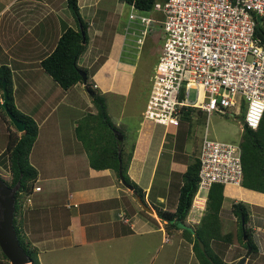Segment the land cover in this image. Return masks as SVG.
Here are the masks:
<instances>
[{"label": "crops", "instance_id": "0c3cea01", "mask_svg": "<svg viewBox=\"0 0 264 264\" xmlns=\"http://www.w3.org/2000/svg\"><path fill=\"white\" fill-rule=\"evenodd\" d=\"M92 1L86 0L89 2L86 5L78 0L80 11L81 8L87 10V16L97 4ZM67 9L69 10L66 0H0V71L7 68L11 72L15 106L38 124V135L29 155L30 163L38 172V178L28 196L30 203L17 215L21 233L38 250L41 264L42 254H47V264H67L72 260H88L90 264L100 251L98 257L106 256L110 261L111 250L116 249L119 243L130 247L132 238L136 236L145 240L138 244V249L141 248L144 257H149L153 250L151 237L158 233L163 236V243L172 240L178 243L175 254L173 253L176 259L180 253L184 254L186 246L189 257L195 259L193 243L183 237L182 229L167 232L166 221L158 217L155 209L159 207L175 210L182 176L190 164L186 157L189 150L183 147L176 150V144L166 147L164 136L156 144L152 139L156 124L143 120L142 111L139 114L138 111L134 113L137 115V122H133L138 133L132 143V124H127L132 122V107L126 103L132 91V47L126 46L122 49V42L118 59L106 55L96 69L98 81L95 84L98 85L96 89L100 94L124 96L119 119L125 126L124 133L121 132L123 148L125 152H133L128 174L143 190L145 202L154 209L153 214L147 212L149 216L141 212V205H138L141 206L138 209L134 191L123 185L114 169H95L90 165L86 151L88 149L84 145L86 142L82 138L85 139L88 128L91 130L92 126H86L85 122H94L89 114H96L97 108L86 84L79 82L64 90L38 65L54 50L64 29L63 21L76 28L74 17V22L62 19ZM83 58H80L79 64L90 68L83 65ZM3 100L4 89L0 87L1 105ZM105 102L110 105L112 99ZM8 119L0 113V141L3 138L0 150H6L5 135L14 132ZM81 120L84 135L78 132ZM125 120L127 123H124ZM66 147L72 150L68 154L64 153ZM71 152L75 154L71 155ZM2 168L4 167L0 164V169ZM36 186L41 187L40 190H35ZM172 188L175 189L177 199L175 193L171 195ZM203 199L200 200L201 203ZM238 201H243L250 207V222L254 226L250 222L248 226L252 230L251 238H256L255 241L252 240L258 252L253 264H264V217L260 211L261 208L264 209V193L242 185L225 186L223 209L230 210L232 204ZM197 202L183 224L190 230L200 224L207 210V202L204 203L205 209L202 211L196 209ZM220 217L223 228V214ZM228 218L230 221L237 219L233 214ZM233 233L237 241L233 239L228 250L235 248V255L231 260L226 256L223 258L226 263L232 264L244 256L241 253L244 247L238 238V226ZM130 248L128 251L131 253ZM69 252L76 256L66 257ZM87 257L90 259H86ZM134 258L136 259L132 264H138L137 256ZM4 261L0 256V264Z\"/></svg>", "mask_w": 264, "mask_h": 264}, {"label": "built area", "instance_id": "2783aa9c", "mask_svg": "<svg viewBox=\"0 0 264 264\" xmlns=\"http://www.w3.org/2000/svg\"><path fill=\"white\" fill-rule=\"evenodd\" d=\"M136 1L124 0L123 47L141 50L153 25L163 30L143 120L169 127L194 107L257 129L264 116V35L256 28L264 26V0H155L149 9ZM241 154L239 143L212 138L206 127L194 204L200 191L206 197L196 209H205L213 184H242Z\"/></svg>", "mask_w": 264, "mask_h": 264}, {"label": "trees", "instance_id": "16d2710c", "mask_svg": "<svg viewBox=\"0 0 264 264\" xmlns=\"http://www.w3.org/2000/svg\"><path fill=\"white\" fill-rule=\"evenodd\" d=\"M66 1L77 26L76 28L68 25L65 26L54 50L38 63L64 90H68L77 83L83 82L81 71H84L88 78V69L81 66L79 60L85 54L90 43L89 24L82 17L78 0ZM127 1L130 2L132 0ZM136 2L137 7L140 9H149L155 0H137ZM256 29L258 35H264V26L257 25ZM1 70L0 87H4L3 80H5L9 98L7 103L8 108L17 118L24 121L26 125L25 131L21 135L15 132H9L5 150L11 173V181L8 185L14 187L19 184L16 191L14 226L23 249L31 259L29 264H41L38 257V250L30 242L25 240L26 238L21 233V229L17 223V215L21 211L19 209L20 203L18 202V198L22 193L29 195L38 178V172L29 160L31 149L38 135V124L31 116L24 114L15 106L12 95V74L7 68H2ZM87 87L92 94V101L97 108V113L94 115L89 114V117H93V121L98 119L108 125V130L105 132V138L103 139L105 145L96 149L97 153L95 156L94 154L90 156V165L95 169L112 168L118 176L121 165L124 179L145 199L143 190L128 174V167L133 152H125L123 148L124 141L120 140L114 132L117 130V126L112 125L107 117L106 102L103 95L95 92V88L90 86L89 83ZM0 113L3 114L4 118H9L1 104ZM204 117L206 119L208 117L206 112H203L199 108L190 107L183 112L181 121H189L190 123L202 122ZM8 121L11 122L10 119ZM82 139L84 142H88L84 138ZM240 147L243 166L242 186L264 193V116L257 129H251L247 126L243 127ZM199 169L200 162L195 157L182 176V185L179 190L175 210H166L159 207H155V209L158 217L166 221V230L168 232L172 229H182L183 237L193 243L194 253L197 252L199 254L201 264H228L223 258L234 239V233H223L221 228L220 216L224 211L222 207L224 200L223 184L215 183L210 188L207 198V210L200 224L194 230H190L183 225L190 212L198 188ZM141 212L149 216L144 209ZM228 212L235 215L238 220V238L240 243L245 249L251 247V252H247V254L256 251V245L251 238L252 230L248 226L250 214L247 205L243 201L234 202ZM186 233H188V237H185ZM199 239L202 241L206 252L200 248ZM213 244H220L226 247L225 251H219L221 256L212 248ZM1 254L2 259L5 260V264H9L3 251H1Z\"/></svg>", "mask_w": 264, "mask_h": 264}, {"label": "rangeland", "instance_id": "374dc122", "mask_svg": "<svg viewBox=\"0 0 264 264\" xmlns=\"http://www.w3.org/2000/svg\"><path fill=\"white\" fill-rule=\"evenodd\" d=\"M81 2L82 4L86 3V5H88L89 3L86 2V0L85 1L80 0V3ZM92 2L94 3L96 2L97 4H95L94 7L92 8L93 11L90 13V15L87 16L85 14V12L87 13V10H85L84 8H81L82 10L81 13L84 19L87 17V20L85 19V21L88 24L92 23L91 25H89L88 28L90 43L88 49L83 55L84 58L82 59V61L84 60L83 65L85 64V66L90 67V68L85 67L88 69V78L86 82H88L89 85L93 87V85L98 81L95 74L96 69L103 62L106 55L107 56L111 55L115 57V59L116 58L118 59V57L120 56L119 53L121 50V44L123 40V26L128 9L126 7L124 0H93ZM93 12L95 13L93 14ZM65 14H66L65 16H62L63 20L74 22V19L72 18L73 15L70 9L69 10L67 9ZM63 23H65L64 27L67 26V22L63 21ZM162 35H163V30L157 25H153L150 34H148V36L146 37L145 43L142 46L141 50H139L135 46V42H132V45L134 43V46L136 47V48L135 47L132 48V80H131L132 91L130 92L131 95L128 96L126 100L127 101L126 103L130 107H132V122L134 120L135 122H137V115L134 113L137 111H138L137 114H139L140 111L144 112V109L146 107L147 98H148L147 95H148V89L150 87L151 77L154 73V67L157 62L162 46V39H161ZM137 56H139L138 57L139 59L137 58ZM118 79H120L119 76ZM95 92L98 93L100 91L95 89ZM102 95L105 101L112 99L110 105L106 104V114L112 125L117 126V130H115L114 132L116 131H119L120 133L123 132L125 126L123 125L122 120L119 119V113L120 110L122 109L124 96L122 94L121 95L102 94ZM195 95L196 92L192 90L191 99H194ZM113 102L114 105H112ZM11 122L9 124L12 126L13 131L15 133H18L19 135L20 132ZM132 122L127 123L125 120L124 123L132 124V143H133L134 142L133 138L137 137L138 132H136L134 122L133 123ZM85 124L86 126L87 125L92 126L91 130L88 128V131L86 132L85 141L88 142L84 143V145L88 149L86 150L87 155L90 158V156H92L93 154L95 156V154L97 153L96 149H99V147L105 145V141H103V139L105 138V134H106L105 132H107L108 130L107 129L108 125L102 123V121L98 119H96L94 122H90L88 120L85 122ZM138 124L140 125V122ZM79 125H80V129H78V132L84 135V131H83L84 126L82 120L80 121ZM206 127H208L209 134L212 138L222 141L239 143V144L241 142L242 123L240 119L231 115H223L217 112L208 116L207 119L206 117H204L202 122L190 123L189 121H180L178 124L170 125L169 127L156 124L154 125L153 128L152 139L156 142V144H158L162 139V136H164L166 140L165 142L166 147H171L172 145L177 143V146L175 145L176 150H180L181 147L185 148V150H189L186 152V157H187V162L191 163L194 160V158L198 156L201 138L203 137ZM125 136L127 137L128 133H126ZM6 138L8 139V137L5 135V139ZM2 141L3 138L1 139L0 142ZM66 149L67 150L64 151V153L66 154L72 151V150H68L70 149V147H66ZM0 151H1L0 154L2 153L0 155V164L4 167L0 169V176L7 184H10L11 173L8 167L6 151L5 150H0ZM74 154H75L74 152H71V155ZM164 161H165V157H164ZM174 190H175L174 188L171 189V195H174L175 193ZM26 194L27 193H22L18 198V202L20 203L19 204L20 210L27 207L28 203H26V198H27ZM198 196L205 198L206 192L200 191ZM176 199H177V194H176ZM135 201H137V206L140 205L137 198ZM228 202H232V200H228ZM140 207L138 206V209H140ZM247 208L248 210L250 209V207ZM228 211L229 210L223 211V216H224L223 223L225 224V226H223L222 230L223 231L226 230V233L227 231L230 230L234 232L238 226L237 219L235 220L232 219V221L229 220L228 217H230L231 214ZM260 211L262 212V216L264 217V209L261 208ZM250 221L251 218L249 222ZM251 224L253 227L254 226L253 223ZM168 237L171 238L170 236ZM185 237H188V233H186ZM133 238L130 245L131 248L128 247L126 244L124 245L122 243H119V246H116V249L114 248V250H111L109 252V254L112 255V257L109 258L110 261L106 259V256H104L105 258L102 256L98 257V255L101 254L100 251L98 254L95 255V257L93 258L90 264H109V262H112L111 264H132L133 262H135L136 258L134 257L136 256H137L138 264H198V263L201 264L202 263L201 258L197 252L195 253V259L193 257L191 258L189 257L187 252V246L185 251H183L184 254L180 253V255L176 259V256H174L173 253L175 254L178 243L174 240H172L169 243H163L162 242L163 236H161V233L154 234L151 237L152 238L151 248L153 250L149 255V257L148 256L144 257L143 251H140L141 248L138 249V244L141 241L144 242L145 240L141 236H136ZM252 239L255 241L256 238L252 237ZM129 248L132 250L131 253L130 251H128ZM212 248L215 250V252H217L221 256L219 251H225L226 247L220 244L217 245L213 244ZM248 248L249 247L245 249L244 247V249L241 250V253L243 252L242 254L244 256L249 255L247 256L249 258L246 260L247 262H245V264H253V260L256 257H258L257 256L258 252L256 250L250 254H247ZM230 249L225 253V256L229 258V260H231L232 256L235 255V250H236L235 248H233L232 250ZM1 251L2 249L0 247V256L2 255ZM68 254L69 255L66 257L76 256L71 252H69ZM46 255L47 254L44 255L42 254L41 256L43 264L49 263V260L47 261V259L45 258ZM86 259H90V258L87 257ZM74 262H82L83 264L84 263L88 264V260H79V261L72 260L70 261V263L67 264H73ZM237 262L238 261L234 262L233 264H236ZM2 264H5V261L2 262ZM228 264H232V263H228Z\"/></svg>", "mask_w": 264, "mask_h": 264}, {"label": "water", "instance_id": "95a60500", "mask_svg": "<svg viewBox=\"0 0 264 264\" xmlns=\"http://www.w3.org/2000/svg\"><path fill=\"white\" fill-rule=\"evenodd\" d=\"M81 26V24H80ZM84 34V32L82 31ZM83 76V82L87 81L86 74L84 71H81ZM4 86V100L2 102V106L4 107L6 114L9 119L15 125L17 130L22 133L25 131L26 125L25 122L21 119L17 118L8 108V92L6 89V82L3 80ZM118 135L120 140L123 139L122 134L119 131L115 132ZM120 158V157H119ZM121 160V159H120ZM120 180L124 186H126L129 190L134 191L136 198L142 208L151 214L154 213V209L151 208L145 200L139 195L137 191L134 190V187L127 183V181L123 177L122 166L120 165L119 169ZM19 187L17 184L14 187L9 186L0 176V247L7 257L10 264H29L31 259L23 249L20 240L18 238L17 231L14 226V218H15V203H16V191ZM200 248L205 251V247L202 241L199 239ZM248 252H251V247L248 248ZM247 260V255L240 258V260L236 264H245Z\"/></svg>", "mask_w": 264, "mask_h": 264}, {"label": "clouds", "instance_id": "9594fccd", "mask_svg": "<svg viewBox=\"0 0 264 264\" xmlns=\"http://www.w3.org/2000/svg\"><path fill=\"white\" fill-rule=\"evenodd\" d=\"M122 49H123V46H122ZM85 84H86V87H87V84H88V83L86 82ZM97 87H98L97 84H94V85H93V88L96 89ZM87 88H88V87H87ZM3 89H4V87H3ZM197 158H198V157H197ZM241 185H242V184H241ZM36 187H37V186H36ZM36 187H35V188H36ZM224 187H225V186H224ZM40 188H41V187H40ZM35 190H36V189H35ZM28 196H29V195H27L26 202H27V203H30V202L27 201V199L29 198ZM207 198H208V195H207ZM29 199H30V198H29ZM30 201H31V199H30ZM193 204H194V199H193ZM193 204H192V207H193ZM192 207H191V209H192ZM206 208H207V206H206ZM191 209H190V210H191ZM9 264H10V263H9Z\"/></svg>", "mask_w": 264, "mask_h": 264}, {"label": "bare ground", "instance_id": "6f19581e", "mask_svg": "<svg viewBox=\"0 0 264 264\" xmlns=\"http://www.w3.org/2000/svg\"><path fill=\"white\" fill-rule=\"evenodd\" d=\"M197 200H198V202H197L198 204H202L201 201H200L201 199H197Z\"/></svg>", "mask_w": 264, "mask_h": 264}]
</instances>
